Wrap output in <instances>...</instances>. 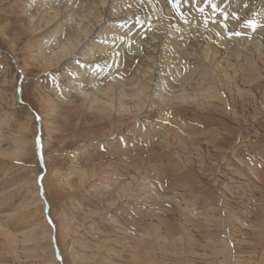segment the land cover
<instances>
[{
  "label": "rangeland",
  "instance_id": "374dc122",
  "mask_svg": "<svg viewBox=\"0 0 264 264\" xmlns=\"http://www.w3.org/2000/svg\"><path fill=\"white\" fill-rule=\"evenodd\" d=\"M93 8L50 65L82 11L0 0V264H264V0Z\"/></svg>",
  "mask_w": 264,
  "mask_h": 264
},
{
  "label": "bare ground",
  "instance_id": "6f19581e",
  "mask_svg": "<svg viewBox=\"0 0 264 264\" xmlns=\"http://www.w3.org/2000/svg\"><path fill=\"white\" fill-rule=\"evenodd\" d=\"M36 1V3H38L39 4V6L41 7V9H40V12H38V14L37 13H35V14H33V15H30L29 16V18H30V20H32L33 19V16L35 15H37V16H40V14H42L41 15V17H40V19L42 20V18L45 16V19L47 18V21H48V23L50 22V21H52L61 11H63V10H67V15H71V13H74L75 11L76 12H78L79 11V9L82 11V18H81V20H80V22L79 23H77V22H75V23H73V25H71L70 27L72 28V29H70L69 31L71 32V33H73V32H75V30H77V31H80V34H81V37H80V39L78 38V37H75V39H69L68 37L65 39V41H59L58 39H56L55 37H54V42L52 43V45H50L49 46V44L52 42V41H47V40H45V41H47L48 42V46H49V57L51 56V59H49V61H51L52 62V64H50V65H55V64H57L62 58H66V57H68V55H70V53H71V47L70 46H75L74 48L76 49V48H78L79 47V43L81 42V40H82V38H86V37H88V35L90 34V32L91 31H93L98 25H96V23L100 20L99 18V16L97 15V14H95L96 13V11H95V9L93 8L95 5H97V8L98 7H100V9H102V7H104L105 6V0H81L82 1V3H83V1L84 2H92V3H95V4H93L92 5V7L90 6V5H88V8L86 9V7H84V6H82V3H81V1L80 0H78V1H74L73 3H71V4H69V5H67V1H65V0H35ZM120 1V0H119ZM81 4V6H80V4ZM107 2H108V0H107ZM33 4V3H32ZM118 4V3H117ZM130 4V3H129ZM44 6V8H42V6ZM116 5V4H115ZM131 5V4H130ZM32 6V5H31ZM30 6V7H31ZM111 6V5H110ZM81 7H83V8H85L84 10H82V8ZM28 7H26L25 9H27ZM125 8L126 9H129V6H128V3H127V6H125ZM124 8V9H125ZM111 9V8H110ZM137 10H138V8H137ZM124 11V10H123ZM165 11V10H164ZM84 12H86V13H84ZM140 12V11H139ZM118 13V12H117ZM121 13V12H120ZM136 13V12H135ZM119 14V13H118ZM128 14V13H127ZM86 15H88V17H87V20H85L86 18ZM92 15V17H90ZM131 15V14H130ZM68 16V17H69ZM192 17V16H191ZM50 19V20H49ZM32 22H33V20H32ZM84 22L85 23H89V24H87L86 25V27L88 28H84ZM187 22H189V21H187ZM57 27L55 28V29H52L51 30V33H49V35L47 36V38H50V36L52 35V34H54L55 36H57V34L59 33V31H60V24H58L57 23V25H56ZM164 27V26H163ZM170 27V26H169ZM178 29H179V26H178ZM161 31V30H160ZM155 33H157V32H155ZM97 35V34H96ZM153 35H155V34H153ZM153 35H151V36H149V39L146 41V40H144L143 42H144V44H147L148 42L150 43V42H152L153 40H154V36ZM190 35V33L188 32V34H187V31H179L178 30V34L176 33V31H174V38L176 39L177 37L178 38H180L181 36L183 37V38H187L188 36ZM46 36V35H45ZM95 37V36H94ZM98 37V36H97ZM190 38H191V36H190ZM175 39H173V40H175ZM218 39V38H217ZM61 40V39H60ZM92 40V39H91ZM189 41H190V39H189ZM46 43V42H45ZM180 43H181V41L180 42H178V44H179V47H180ZM202 43V42H201ZM217 43H218V40H217ZM144 44H143V46H144ZM189 44H191V43H189ZM216 44V43H215ZM46 45V46H47ZM91 45L92 46H89V45H87L86 47H88L87 49H85V50H81L82 52H81V54H83V55H86V56H84V58H88V60H93L94 59V55H95V52H92L93 50H92V48H93V43H91ZM96 45V44H95ZM97 45H99V43L97 44ZM53 46V47H52ZM148 46V45H147ZM176 43L174 42L173 44H168L167 45V47H169V49H170V52L172 53H174V51L175 52H177V53H179V54H187L188 52L185 50V49H183V48H181V49H177V47L178 46H176ZM188 47V46H187ZM192 48V45H190V47H189V49H191ZM88 49H90V51L88 52ZM137 50V49H136ZM103 52V49H101L100 48V50H98V54H99V56H101L102 55V52ZM115 51V50H114ZM193 51H195V50H193ZM213 52H212V55L213 56H215V55H217L219 52H218V50L217 49H215V50H212ZM240 51V50H239ZM43 52V51H42ZM47 53V52H46ZM93 53V54H92ZM211 54V52H210V49H209V46H203V48H202V50L200 51V55H201V57L202 58H204V59H208V57H209V55ZM88 55V56H87ZM233 55V54H232ZM222 58V57H221ZM223 60L225 61V62H227V60L225 59V58H223ZM86 62H88L87 60H86ZM107 62V61H106ZM152 63V61L150 60L149 61V63ZM176 63H178V62H176ZM48 66V65H47ZM113 66V65H112ZM53 67V66H52ZM99 67H102V64H100V66ZM176 67V66H175ZM47 68V67H46ZM177 68H178V66H177ZM112 69V68H111ZM81 70H82V68H81ZM75 71H77V76H75V79H74V81H70V83H72L73 84V87L75 88V90L76 91H78V93L79 94H81L82 96H84V97H86V96H88V93L86 94V91L83 89V87L81 86V84L79 85V79L81 80V75H82V73H84V71H81L79 74H78V71H80V69H77V70H75ZM112 71V70H111ZM178 72L179 71H174L173 70V74L174 75H172V77L174 76L175 77V80H176V82H177V80H178V84H181L182 83V81H183V84H182V86L184 85V82L186 81L185 80V78H182V77H180V75H176V74H178ZM180 73V72H179ZM112 74V73H111ZM110 74V76L108 77V78H110V77H112V76H114L113 77V80H114V78H115V75H111ZM117 76H118V78H116V80H118L119 79V75L118 74H116ZM73 78V77H72ZM85 78V77H84ZM120 80V79H119ZM118 80V82H120ZM129 81V80H128ZM190 81V80H189ZM83 83V82H82ZM87 83H89V82H87ZM120 84H121V86L123 87L124 86V84H128V83H124V80L122 81V82H120ZM97 86L95 87V90L97 91V92H99L101 89H98V85H101V83L100 84H96ZM92 86V85H91ZM181 89V88H180ZM180 89H179V91H180ZM124 90V89H123ZM168 90L169 91H171L172 93H176V92H178V90L177 89H175V88H168ZM182 91V90H181ZM119 93H122L121 95H125V92H123V91H121V92H119ZM191 95V97H193L195 94H190ZM173 97V98H176L175 96L176 95H174V94H169V97ZM133 97V96H132ZM190 97V98H191ZM84 100V99H83ZM98 100V101H97ZM172 100H174V99H172ZM91 101H96V102H100L99 103V107L101 108L102 107V102L99 100V99H97V98H91Z\"/></svg>",
  "mask_w": 264,
  "mask_h": 264
},
{
  "label": "snow or ice",
  "instance_id": "6c2138e0",
  "mask_svg": "<svg viewBox=\"0 0 264 264\" xmlns=\"http://www.w3.org/2000/svg\"><path fill=\"white\" fill-rule=\"evenodd\" d=\"M213 7H215V5ZM249 24L254 27V24L252 21H249ZM39 149H40V141H39V138H37V150H38V152H39Z\"/></svg>",
  "mask_w": 264,
  "mask_h": 264
}]
</instances>
